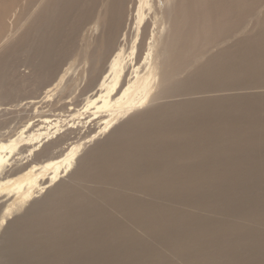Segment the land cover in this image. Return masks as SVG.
<instances>
[{"label": "bare ground", "instance_id": "6f19581e", "mask_svg": "<svg viewBox=\"0 0 264 264\" xmlns=\"http://www.w3.org/2000/svg\"><path fill=\"white\" fill-rule=\"evenodd\" d=\"M21 1L0 0L1 29ZM29 1L11 54L37 80L90 23L44 91L56 105L82 86L84 106L62 109L76 125L62 111L6 133L0 121V264H264V164L250 162L264 161V29L241 36L259 0ZM198 33L210 46L237 41L192 72ZM78 123L96 131L73 141Z\"/></svg>", "mask_w": 264, "mask_h": 264}, {"label": "rangeland", "instance_id": "374dc122", "mask_svg": "<svg viewBox=\"0 0 264 264\" xmlns=\"http://www.w3.org/2000/svg\"><path fill=\"white\" fill-rule=\"evenodd\" d=\"M22 1H23V4H24V7H23V4H22ZM22 1L18 4L19 6L16 5L13 8L14 14L15 13L16 14L13 17H11L10 20H8L7 26L5 28L3 27L4 29H1L2 27H0V58H2L5 61V60L8 59L7 57L10 56L8 60H11L10 62L8 61L10 65H7L3 70H0V74L3 76L2 87L0 86V121H5V123H6L7 130L4 129V130L1 131V132H5V133L6 132H10V130H14V129L15 130L16 129L18 130V129H20L21 126L28 119L37 116V114L38 115H41V114H39L40 112L41 113H45L46 117H50V119H54L59 114L62 115L63 114L62 112H64V111H66L67 113H74V112H76L75 108L76 109L79 108L81 110V112H82L81 107L84 106V102H83L84 98L83 97H78V95L80 96V91H77L78 89L81 90V87L82 86H80L76 91H74L72 93L73 96L72 95H67V97H66L67 100L61 101V104L60 103H57L56 105L54 103H55V100H56V96L57 95L55 94L54 97H52V98L48 99V101H46L47 99H44V97H45V94L44 93L46 92V90L49 87V85H51L57 79V77L61 74V72L66 68V66H68V64L72 61V59L78 57L79 50L84 48L85 44H84V42L83 43L81 42V38L83 37L81 35V33L84 30V27L89 26L88 24H90V23H87L86 25L84 24L81 27V30L79 31V33L77 34V43H76L77 48H75L74 52H72V50H71V51H69V53L66 54L67 56H65L64 58H61V60L60 59L57 60L58 61L57 64H56L57 67H54L56 69H52V71H50V73H49V74L52 75V76H50V79L48 78V76H49V74H48L45 79H43V80H37L35 78V75H32L30 73L31 70L26 69L28 62H25V57H20L19 56L17 58L16 56H14V55L11 54L12 50L14 48H17V46L20 44L19 41L22 38L23 33L24 32L27 33L24 28H22V29L17 28V24H18L17 22L22 18L23 19L22 24H23L24 21H25L24 18H25V16L27 15L28 11L31 8V6H30L31 5V1H29V0H25V1L22 0ZM211 1L212 0H210V1L206 0V2L208 4L206 5V2H205V5L206 6H209V4H211ZM28 4H29V6H28ZM257 5L259 7L257 9V11H259L261 13V15H262L261 18H260V21L257 24L258 26L255 25V24H253L252 26L251 25L247 26L246 28H244L242 30L243 34L241 36H247V35L250 36L251 34L256 35L257 33L258 34L260 33L261 29L262 30L264 29V26L261 27V24H260L261 22L264 21V18H263L264 17V0H259V2H257ZM206 6H205V9L207 8ZM27 8H29L28 11L26 10ZM26 11H27V13H26ZM207 12H208V10L205 11V13H207ZM197 15H198V13H197ZM194 17L192 18L191 21H194ZM210 18H211V16H209V17L207 16V20H209ZM17 19H19V20H17ZM18 29H19V31H18ZM204 30L205 29L203 28V31ZM214 32L215 31L213 30L211 33H214ZM198 34H199V36H197ZM198 34L196 35V39L194 40V43L192 42L191 48H190V55H189L190 58H189V61H188V66L190 67V71L192 69V72L196 69V67H197V65L199 63L203 64L213 54H215L218 50L227 49V48L230 47V44L231 43H235L237 41L236 39L235 40L232 39L231 42H229V44H228V41L229 40L228 41H224L223 40V43L224 44L223 43H219V42H222V41H219L216 45L219 46V47H221V48H218V49L215 50V48H214V45L215 44L214 45L211 44V46L210 45H206L205 42L201 41L202 38L200 39V33H198ZM92 35H93V33H92ZM94 36L96 37V35H94ZM8 37H9V39L7 41V38ZM27 41H28V43L31 42V41H35L34 36H30L29 38H27ZM89 41L90 42L93 41V36L90 37ZM29 44H31V43H29ZM257 44L258 45H261L260 43H257ZM203 45H205V46H203ZM56 47H59V46H56ZM212 48H213V50L210 51V49H212ZM208 51H209V53H208ZM213 51H214V53H213ZM192 52H194V53H192ZM201 52H203V53H201ZM210 52H212L211 53L212 55H210ZM259 52H262L263 53L264 52V47L262 48V50H259ZM252 54H255V52H253ZM11 55L13 57H11ZM199 55L202 56V59L198 63H194L195 62L194 60L196 58H198ZM205 55H207V56H205ZM14 57L16 59H13ZM196 60H199V58L196 59ZM191 62H192V64H191ZM28 74H29V77H28ZM16 86L18 87V93L17 94H16V92L13 91L12 93H8L10 95L7 98L5 97V95H2L3 94L2 93L3 91H5V90H8L9 91V89L11 90L12 88H14ZM3 87L4 88L6 87V89L4 90ZM209 87H211L210 84H209ZM214 88H215V85H214ZM212 93L213 92H211V94ZM211 94H209V95L211 96ZM213 95H217V94L214 93ZM75 98H76V100H75V103H74V99ZM79 98L81 99L80 101H79ZM29 101H33V102L36 101L37 104H29L28 105L27 103ZM206 101L201 102L202 104H200V103L199 104L198 103L197 104H194L193 103V104H194V106L196 105L195 108H197V105H199V106L200 105H205L206 103L211 102L212 101V98L209 99V102H208V100H206ZM50 107H52V110L53 111L50 110L51 109ZM48 108H49V110H47ZM70 108H71V110L69 111ZM62 109L64 111H62ZM67 113L64 112V114H63L64 116H62V117L61 116H58V117H60V119L62 118L64 120L66 118V116H67ZM45 115L43 114L41 116H45ZM87 115L89 116V114H86V116L83 115L85 117H83V116L81 117L82 118L81 119L82 123H83V118H84V121L85 120L86 121H89ZM86 117H87V119H86ZM67 119L68 118H66V121L69 124H71V125H72V123L74 121H75L74 122V125H76L75 123L80 122L79 119H74L73 121H70V122H69V119L68 120ZM34 120H37V118L35 117ZM67 122L62 123V124H66ZM68 123L66 124L67 127L68 126H71ZM66 125H65V127H66ZM77 126H79V127H77ZM77 126L76 127L74 126V128L72 127L73 129H71L72 132H73L71 134L72 136H70V138L72 137L71 140H73L75 138H76L75 140H77V138H78V141L79 140L80 141H83L84 139H86V137L90 133L96 131V127L95 126H92V125H89V126L84 125L87 129L86 128L84 129L83 128L84 126L82 127L81 124H79ZM76 128L77 129L80 128V131L78 130V132H77V129ZM62 130H64V129H62ZM106 137H107V133L104 134V135H102V136H99V138L95 139L94 141H91V144L90 143H86L84 145L83 149H82L83 152L81 151V154H84V153L87 154L90 151L96 149L98 143L104 142L105 139H106ZM75 140H73V141H75ZM257 155L258 154H253L252 156H250L251 157L250 162L251 163L253 162L252 164H254V165L264 164V161L263 160H256ZM28 161H29V159H28ZM28 161H27V163H28ZM24 162H26V161H24ZM254 167H251V168H254ZM246 172H248V171H246ZM213 186H211V184H210V186L207 187V191H206L205 195H208L209 194L208 190L211 189V188L214 189L217 186V183H216L215 187H213ZM42 196H44V195L42 194L40 197L38 196V199L43 198ZM35 200H37V199H35ZM263 200H264V198H263ZM257 205H260V203L257 202ZM243 207H245V204L243 205ZM21 212H23V211H21ZM21 212H20V214H21ZM257 212H259V211L257 210ZM14 217H15V215H13L12 218H14ZM2 231L3 230L0 231V240H2L1 238H2V236L4 234V231L3 232ZM5 235L3 236V239L5 238ZM2 264H7V262L6 261H3Z\"/></svg>", "mask_w": 264, "mask_h": 264}]
</instances>
